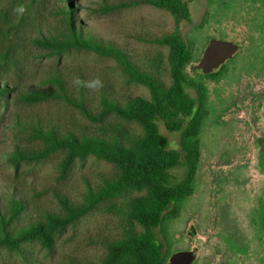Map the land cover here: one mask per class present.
<instances>
[{
    "label": "rangeland",
    "instance_id": "374dc122",
    "mask_svg": "<svg viewBox=\"0 0 264 264\" xmlns=\"http://www.w3.org/2000/svg\"><path fill=\"white\" fill-rule=\"evenodd\" d=\"M186 1L190 21L178 20L168 10L140 0H0V217H8L12 200L17 199L24 210L10 222L11 234L41 222L53 238L51 247L39 238L22 241L18 249L1 244L0 264H108L110 245L145 232L128 213L136 205L149 208L154 200L146 186H133L64 227L47 220L48 213L64 214L60 197L80 204L90 189L118 176L119 168L91 154L76 157L65 172L68 151L60 149L43 157L47 144L38 137L40 130L63 136H98L137 154H158L143 144L145 130L140 122L103 113L104 99L124 105L138 97L151 98L150 90L131 81L115 57L77 48L54 52L38 47L32 39L71 36L69 17L60 12L71 5L78 29L117 48L139 70L169 86L173 82L170 47L153 40L173 32L184 40L194 34L208 0ZM212 28H222V20L214 14L203 30L205 37ZM96 78L103 83L98 90L81 83ZM34 89L53 95L36 102L26 100L25 94ZM160 131L169 139L168 150L181 154L178 165L170 170L171 182H179L185 176L181 133L169 131L163 122ZM164 155L159 153V157ZM195 195L189 197L193 202ZM177 220L167 217L164 234L158 233L161 246L167 242L170 250L168 260L176 249L173 232ZM140 256L153 261L148 251ZM134 258L126 254L118 264Z\"/></svg>",
    "mask_w": 264,
    "mask_h": 264
},
{
    "label": "flooded vegetation",
    "instance_id": "af4514ba",
    "mask_svg": "<svg viewBox=\"0 0 264 264\" xmlns=\"http://www.w3.org/2000/svg\"><path fill=\"white\" fill-rule=\"evenodd\" d=\"M207 3L185 40V86L196 100L200 131L191 191L173 204L179 219L173 254L194 251L193 264H264V0ZM212 14L222 28L205 37ZM213 40L228 43L230 57L195 74Z\"/></svg>",
    "mask_w": 264,
    "mask_h": 264
},
{
    "label": "trees",
    "instance_id": "16d2710c",
    "mask_svg": "<svg viewBox=\"0 0 264 264\" xmlns=\"http://www.w3.org/2000/svg\"><path fill=\"white\" fill-rule=\"evenodd\" d=\"M140 2L164 8L178 20L190 21L192 19L186 0H140ZM106 9L111 10L113 7L107 6ZM60 12L66 13L69 17L67 22L71 36L65 35L63 38L42 36L33 38V43L54 52L77 48L115 57L123 65L131 81L143 84L150 90L151 98L138 97L124 105L104 99L103 113H114L119 117L140 122L145 130L143 144L155 151L158 157L137 154L132 148L98 136L80 137L74 134L63 136L40 130L37 135L47 144L42 152L43 157L60 149L68 151V156L63 162L65 172L76 157H86L91 154L111 161L119 168L118 176L106 180L96 190L90 189L84 202L80 204L72 203L66 197H60L59 202L64 214L48 213L47 220L64 227L91 211L98 203L120 196L133 186H146L154 199L152 206L147 208L136 205L128 213L132 219L143 225L145 232L140 236L120 240L110 245L108 264H118L120 258L126 254H132L135 258L126 259L121 264H167V255L169 256L170 250L166 249L167 242L165 246H161L158 233L164 234L166 218L176 214L177 209L173 205L174 202L180 201L191 191L198 158L194 142L200 131V113H196V100L187 93L185 86L188 84V76L184 72L189 56L187 43L177 32L153 40L156 43L167 44L171 50L173 82L169 86H164L153 74L139 70L117 48L104 45L78 29L72 18L74 8L71 5L70 8L62 9ZM50 95L53 93L34 89L25 94V99L36 102L45 100ZM89 115L94 117L92 114ZM160 122H163L169 131L181 133L180 145L184 152L185 176L176 183L171 182L170 170L178 165L181 154L176 150H168L169 139L161 133ZM159 153H165V155L159 157ZM170 205H173L171 209H169ZM23 210L24 206L21 201L13 199L11 213L8 217L1 215L0 245L5 243L11 249H18L22 241L39 238L44 246L51 247L53 238L41 222L23 228L16 235L14 234L15 236L11 234L10 222ZM145 251L153 255L152 262L140 256Z\"/></svg>",
    "mask_w": 264,
    "mask_h": 264
},
{
    "label": "water",
    "instance_id": "95a60500",
    "mask_svg": "<svg viewBox=\"0 0 264 264\" xmlns=\"http://www.w3.org/2000/svg\"><path fill=\"white\" fill-rule=\"evenodd\" d=\"M229 47L230 45L226 42L213 40L207 48L205 57L194 69L195 74H204L220 67L232 53ZM196 256V252L194 251L176 252L170 258L168 264H193Z\"/></svg>",
    "mask_w": 264,
    "mask_h": 264
},
{
    "label": "clouds",
    "instance_id": "9594fccd",
    "mask_svg": "<svg viewBox=\"0 0 264 264\" xmlns=\"http://www.w3.org/2000/svg\"><path fill=\"white\" fill-rule=\"evenodd\" d=\"M83 86L90 88L91 90H98L103 86L102 81L99 78H96L92 81L81 82Z\"/></svg>",
    "mask_w": 264,
    "mask_h": 264
}]
</instances>
